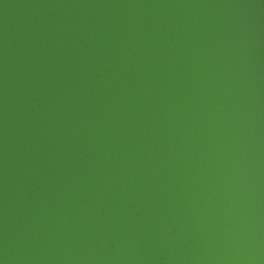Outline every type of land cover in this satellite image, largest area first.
Here are the masks:
<instances>
[{"label":"water","instance_id":"water-1","mask_svg":"<svg viewBox=\"0 0 264 264\" xmlns=\"http://www.w3.org/2000/svg\"><path fill=\"white\" fill-rule=\"evenodd\" d=\"M0 264H264V0H0Z\"/></svg>","mask_w":264,"mask_h":264}]
</instances>
